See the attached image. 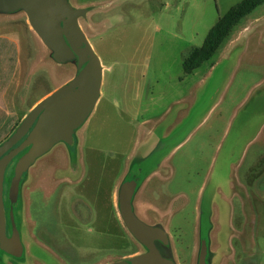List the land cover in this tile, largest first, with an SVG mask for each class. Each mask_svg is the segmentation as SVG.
<instances>
[{
	"label": "rangeland",
	"instance_id": "374dc122",
	"mask_svg": "<svg viewBox=\"0 0 264 264\" xmlns=\"http://www.w3.org/2000/svg\"><path fill=\"white\" fill-rule=\"evenodd\" d=\"M68 1L89 10L78 22L103 66L100 98L75 133L74 148L57 144L23 175L24 253L20 259L2 254L1 263L105 264L139 251L119 216L117 192L142 166L156 173L143 180L135 213L162 225L178 264H192L196 231L208 215L211 264H264L260 143L244 150L232 174L223 158L231 111L240 114L246 100L252 111H264V102L256 103L264 89V3L238 22L208 62L185 74L189 52L242 0ZM29 28L22 12L0 14V34L21 39L19 118L76 71L55 63Z\"/></svg>",
	"mask_w": 264,
	"mask_h": 264
},
{
	"label": "water",
	"instance_id": "95a60500",
	"mask_svg": "<svg viewBox=\"0 0 264 264\" xmlns=\"http://www.w3.org/2000/svg\"><path fill=\"white\" fill-rule=\"evenodd\" d=\"M88 11L73 7L68 0H0L1 15L24 13L51 59L57 64L71 63L76 69L71 80L39 101L0 144V251L13 258L19 259L24 253L13 214L23 175L57 144L72 147L75 133L88 120L100 98L103 66L78 22L86 18ZM21 152L7 188L8 235L4 177L8 165ZM137 189L136 179L124 180L118 188L117 207L125 228L146 253L107 264H176L171 261L170 240L162 225H149L136 215L133 200ZM157 246L165 249L166 257L160 255ZM206 254L207 246L202 241L197 264H206Z\"/></svg>",
	"mask_w": 264,
	"mask_h": 264
},
{
	"label": "crops",
	"instance_id": "0c3cea01",
	"mask_svg": "<svg viewBox=\"0 0 264 264\" xmlns=\"http://www.w3.org/2000/svg\"><path fill=\"white\" fill-rule=\"evenodd\" d=\"M36 41L38 42V40ZM20 42L21 39H19L13 33L5 34V35L0 34V143L4 142L13 133L12 132L10 134V128L18 120L22 121L25 116L23 115L22 117L19 118L14 113V97L18 90V87L20 86V81L22 76L21 59H20L21 56ZM8 48L12 49V54L10 56L8 54ZM10 57L14 59L10 61L9 59ZM51 92L47 93L42 98L37 100L30 107L29 110H31V108H33L43 98L50 95ZM263 97H264V89L259 94L258 99L261 100L257 101L256 103L258 102L263 103L264 102ZM250 100H251L250 103H253V101L256 99L254 97L251 98ZM241 107H242V112L240 114H239V110L237 109H235V111L234 110L231 111L225 129L226 136L224 139L225 146L223 151V158L227 161L226 168L228 169L227 172L229 171V174H232L235 171L236 168L234 162L236 160H239L237 158L238 157L241 158V156H243L244 154V150L246 152L248 147L251 145L254 144L256 145L260 143L259 144L260 148H258L259 153H257V156L260 158L264 157L263 149H262L264 146V142H260L264 139V111L262 112L258 110L252 111L251 108L249 107V104H247V100L244 103H242ZM249 131H250V135L248 134ZM241 142H246L245 147L242 151V155L241 153H239V144H241ZM240 149H242V147Z\"/></svg>",
	"mask_w": 264,
	"mask_h": 264
},
{
	"label": "trees",
	"instance_id": "16d2710c",
	"mask_svg": "<svg viewBox=\"0 0 264 264\" xmlns=\"http://www.w3.org/2000/svg\"><path fill=\"white\" fill-rule=\"evenodd\" d=\"M263 3L264 0H242L240 3L231 7L227 13L219 18L216 24L210 29L203 44L200 47L193 48L189 52L188 56L183 61L184 73L190 74L192 71L199 68L203 63L208 62L216 54L220 46L224 43L238 22ZM19 124L20 123L16 124L15 129ZM148 173L149 172H146L142 178L146 177ZM0 254L4 253L0 251ZM0 264H2L1 259Z\"/></svg>",
	"mask_w": 264,
	"mask_h": 264
},
{
	"label": "flooded vegetation",
	"instance_id": "af4514ba",
	"mask_svg": "<svg viewBox=\"0 0 264 264\" xmlns=\"http://www.w3.org/2000/svg\"><path fill=\"white\" fill-rule=\"evenodd\" d=\"M21 142H22V140L19 141L14 147L18 146ZM75 144H76V139L74 138V145L73 146H75ZM73 146L72 147H68V148H74ZM155 152H157V151H153L151 153H155ZM22 153L23 152H21L20 154H18L12 160V162L10 164H12L14 161H16L22 155ZM70 155H71V157H73L74 156V153L71 151L70 152ZM10 164L8 165V167L10 166ZM135 169H136L135 170V173L133 172V174L128 179H125V180L136 179L138 181V189H137V191H136V193L134 195L133 206H134V202H135L136 195L138 194V192L140 190V186H141L143 180H145L147 178V176L149 174H151L153 172V170H154L153 168H151V169H143L142 166H138ZM6 171H7V169H6ZM146 172H149L148 175L146 177L142 178L143 175ZM6 173L7 172H5V175H6ZM5 182H6V177H4V192H3V195H4L5 211H6V217H7V231H8V228H9V222H8V219H9V215H8L9 214V203H8V200H7V188H8V186H7V183H5ZM20 208H21V188H20V193H19L18 200L15 203V205L13 206V214H14V218H15V222H16L17 227H18V221H19V217H20V215H19ZM134 211H135V207H134ZM210 221H211V216L208 215V217H207V219L205 221V224L199 222V226H198L197 231H196V236H197V241H198V250H197L196 257L193 258L192 264H197V261H198V252H199V248H200V245H201V242L202 241H205L206 246H207V254H206V258H205L206 264H211L210 256H211V253L212 252L210 250V240H209L210 239L209 234H210V231H211V229H210ZM156 223H158V222H156ZM18 229H19V227H18ZM137 244L140 247V250L139 251H136L133 254L128 255V256L127 255L126 256H122L120 259H117V260H114V261H110V262L125 260L127 258H131V257L138 256V255H142V254L146 253V249L143 246H141L138 242H137ZM168 247L171 249V254H172L171 261L174 262V263H176V264H178L177 261H176V259H175V255H174L173 247L171 245V241H170V244L168 245ZM157 249H158V251L160 252V255L163 258L166 257V251H165L164 248H162L160 246H157ZM1 255L2 254H0V256ZM6 256H8V255H6ZM110 262H108V263H110ZM105 264H107V263H105Z\"/></svg>",
	"mask_w": 264,
	"mask_h": 264
}]
</instances>
